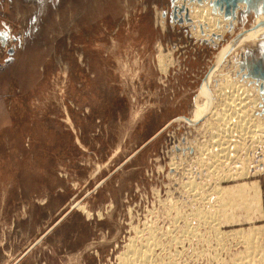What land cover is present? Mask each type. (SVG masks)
Wrapping results in <instances>:
<instances>
[{"label":"rangeland","instance_id":"rangeland-1","mask_svg":"<svg viewBox=\"0 0 264 264\" xmlns=\"http://www.w3.org/2000/svg\"><path fill=\"white\" fill-rule=\"evenodd\" d=\"M213 1L220 30L193 19L201 0H0V264H244L231 234L253 226L264 254V132L203 151L226 80L264 124V33L230 44L264 0L235 31ZM243 183L261 213L220 218L216 190Z\"/></svg>","mask_w":264,"mask_h":264},{"label":"bare ground","instance_id":"bare-ground-1","mask_svg":"<svg viewBox=\"0 0 264 264\" xmlns=\"http://www.w3.org/2000/svg\"><path fill=\"white\" fill-rule=\"evenodd\" d=\"M207 1H209V0H207ZM207 1L201 0V3H199L198 6L193 7V9H194L193 15L192 14L191 15L193 16V19H195L196 21H199L198 23H201V22H202V24L207 23L208 25H210L209 27L211 28V30H214V29H217L221 26L220 23L222 22V18H221V16H215L212 14L213 12L211 10V6L208 4L206 5V3H205ZM216 1L217 0L213 1L215 4V9L217 7H218V10L220 9L219 12L221 14H223L224 19L229 21L228 22L229 29L231 30V28H232L233 29L232 31H235V28L237 25L236 26H234V25H235V23L238 24L241 11L248 12L251 9L250 6H252L251 3H247L246 1H240V2H238L236 10L233 12L232 10L228 11L225 4H223V6H219L216 3ZM241 6H243L244 8L243 7L241 8ZM224 23H225V21H224ZM218 30H220V28ZM263 33H264V13L261 14L257 18L256 25H254V27L252 29L246 30V31H243L242 33H240L239 34L240 37L238 36V37L234 38L230 42V44L234 40L239 39V38L240 39H239L238 44H243L245 42H248V40L250 38H253L254 36L262 35ZM261 82L264 83V80L261 79ZM223 84L225 86H222L221 90L218 91L220 93L217 94L218 96L220 95L219 97L223 101L222 104H219V105H222L221 107L217 105L220 109L222 108V111L220 110L221 112L219 114L213 113L212 115H214V117L213 116L211 117V115H210L211 111L209 112V114H207V115H210L209 118H211V119L213 118L214 121L218 119V121H215V123H213V124L211 123L212 125H215L216 122H218V124H220V125L217 124L218 125V127L216 125L217 128L212 126V125L211 126L209 125L211 127L210 131L212 128H213L212 130H214L213 133L211 131L212 137L210 139V143L207 142L208 143L207 145L203 144L204 149L202 148L203 146L201 145L202 146L201 148L203 149V151H205L207 155L209 154L210 156H212L216 161L220 160L221 158H226L225 156L230 155L229 154L230 152L228 150L229 148L228 149L225 148V147H228V146H226L228 142H226L225 140H227L226 139L227 137L230 138L229 137L230 132L236 131L237 133H239L240 134L239 136H240V139L242 142L246 138H248L246 140L250 139L251 143L254 142L255 144H256V141L259 140V139H256L254 141V139L256 137H258L257 135H260L261 138L264 136V135L261 136L262 133L264 132V124H262V122L258 119H256V121H254L252 116H249L248 111H246L250 104L252 105V104L257 103L254 101L255 99L253 100V98H251L252 94L254 96L255 92L254 93H248V91L246 89H244L246 87L243 88V87H241V85L239 86L238 84H235L234 82L231 81V79L226 80L225 83H223ZM256 86L260 89L259 90L260 95L262 97H264V84H258ZM250 90H251V88H250ZM254 106H256V105H254ZM211 110H213V109H211ZM212 112H214V111H212ZM263 118H264V116H263ZM206 128H209V127H206ZM228 132H229V136L226 135ZM234 133H232V134H234ZM235 136H237V134ZM235 136H233V137H235ZM223 138H224L225 143L222 141ZM235 138H237V137H235ZM228 140H230V139H228ZM251 143H249V144H251ZM205 144H206V142H205ZM246 144H248V143H246ZM228 145H230V144H228ZM242 145L244 146L245 143ZM252 145H249L248 147H250V146L252 147ZM234 146H236V145H234ZM248 147H245V148L249 149ZM201 152H202V150H201ZM227 152H229V153H227ZM259 162H260V160H259ZM263 166H264V163H263ZM243 173H244L243 175H245V174L247 175V172H243ZM195 187H196V185H194V183H192V182L187 185V188L191 189L192 191L195 190ZM216 195L218 196L219 201L221 203V206L224 209L222 211V214H220V218L222 215L226 221H229L230 219L235 220V218H237V216H235V214H237V212L238 213L240 212V213H242L241 215H243L245 217V221L254 222V217H256L257 215H259V213H261L260 212L261 211L260 201L262 199V193L260 190H258V185L254 184V183L252 185L243 183L241 185L232 186L228 189H226V188L220 189V190L217 189ZM82 208L84 209V211H87V210H85L84 207H82ZM260 215H262V214H260ZM215 218L218 220L217 217H215ZM223 218H222V220H223ZM240 218H241V216H240ZM216 219H214V221H216ZM222 220L220 219L221 222H222ZM239 221H240V219H239ZM239 221H238V223L242 222V220L240 222ZM245 221H243V222H245ZM217 222H219V221H217ZM229 222H231V221H229ZM218 227H219V225H218ZM260 230L261 229H258L257 227L253 226L247 230H240V231H236L233 234H231V235L235 236L236 238H239L240 240H242L244 242V244L247 245V247L245 246V248H247V250H244V251H246V253L248 251V253L244 257V260L242 259L243 261H246L247 263H244V264H254L255 262H258V264H264V254L261 251V249L258 248V245L256 243V239L258 237V233ZM129 251H130V249H129ZM150 257H152V255H149L148 252L146 255L143 251H141V250L137 251L136 249H134V250L130 251L129 255L124 259L125 260L124 264H146V262L151 259ZM151 262L153 263V261H151Z\"/></svg>","mask_w":264,"mask_h":264},{"label":"water","instance_id":"water-1","mask_svg":"<svg viewBox=\"0 0 264 264\" xmlns=\"http://www.w3.org/2000/svg\"><path fill=\"white\" fill-rule=\"evenodd\" d=\"M240 1H246L247 3L253 2V0H217L216 3L219 6H223V4H225L228 11L232 10L234 12L236 10L238 2H240ZM261 77L264 80V73H263V75L261 74Z\"/></svg>","mask_w":264,"mask_h":264}]
</instances>
